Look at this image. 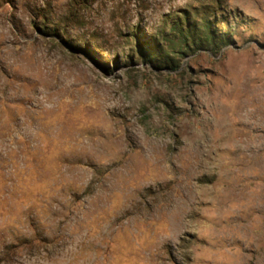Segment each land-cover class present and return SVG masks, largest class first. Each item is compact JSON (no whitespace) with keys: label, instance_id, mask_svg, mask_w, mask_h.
I'll use <instances>...</instances> for the list:
<instances>
[{"label":"rangeland","instance_id":"1","mask_svg":"<svg viewBox=\"0 0 264 264\" xmlns=\"http://www.w3.org/2000/svg\"><path fill=\"white\" fill-rule=\"evenodd\" d=\"M82 1L0 0V264H264V0L175 71L195 0Z\"/></svg>","mask_w":264,"mask_h":264},{"label":"trees","instance_id":"2","mask_svg":"<svg viewBox=\"0 0 264 264\" xmlns=\"http://www.w3.org/2000/svg\"><path fill=\"white\" fill-rule=\"evenodd\" d=\"M73 1L69 18L77 20L78 10L75 7L85 1ZM224 6V0H195V3L180 15L176 14L164 20L163 29L151 37L150 41L142 44L143 56L156 69L175 71L180 68V59L186 55H195L199 51H211L216 54L221 52L232 44L229 33L221 28L225 20ZM42 18L43 21L39 25L43 32L52 35L66 32L65 29L59 31L56 24L48 20L47 13L43 14ZM168 27L169 31H167ZM6 249L5 255L0 258V263L7 260L6 256L10 255L13 246Z\"/></svg>","mask_w":264,"mask_h":264}]
</instances>
